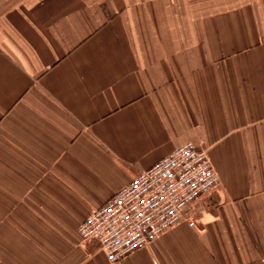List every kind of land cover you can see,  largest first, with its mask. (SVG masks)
Here are the masks:
<instances>
[{
    "label": "crops",
    "instance_id": "0c3cea01",
    "mask_svg": "<svg viewBox=\"0 0 264 264\" xmlns=\"http://www.w3.org/2000/svg\"><path fill=\"white\" fill-rule=\"evenodd\" d=\"M189 141L220 175L195 227L82 240ZM0 264H264V0H0Z\"/></svg>",
    "mask_w": 264,
    "mask_h": 264
},
{
    "label": "built area",
    "instance_id": "2783aa9c",
    "mask_svg": "<svg viewBox=\"0 0 264 264\" xmlns=\"http://www.w3.org/2000/svg\"><path fill=\"white\" fill-rule=\"evenodd\" d=\"M189 141L133 180L80 224L83 241H96L110 262L148 247L182 220L195 227L192 206L220 186L208 152Z\"/></svg>",
    "mask_w": 264,
    "mask_h": 264
}]
</instances>
